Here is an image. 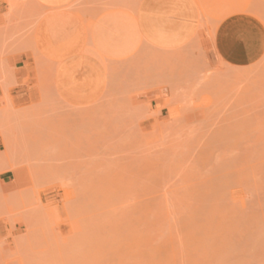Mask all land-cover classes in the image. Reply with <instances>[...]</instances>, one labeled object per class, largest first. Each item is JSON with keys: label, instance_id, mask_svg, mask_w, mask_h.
Segmentation results:
<instances>
[{"label": "rangeland", "instance_id": "374dc122", "mask_svg": "<svg viewBox=\"0 0 264 264\" xmlns=\"http://www.w3.org/2000/svg\"><path fill=\"white\" fill-rule=\"evenodd\" d=\"M140 1L0 4V264H264V58L234 69L135 33L58 62L76 39L51 28L134 21ZM195 2L207 34L264 24V0Z\"/></svg>", "mask_w": 264, "mask_h": 264}, {"label": "crops", "instance_id": "0c3cea01", "mask_svg": "<svg viewBox=\"0 0 264 264\" xmlns=\"http://www.w3.org/2000/svg\"><path fill=\"white\" fill-rule=\"evenodd\" d=\"M71 1L32 0L34 6L44 10L64 8ZM2 2L3 0H0V4ZM108 17L123 18L108 13L96 23L91 33L81 22L62 32H55L51 28V37L58 43L65 44L69 39H76L75 44L60 53L58 62L66 64L70 60L83 57L88 50L100 54L95 45H101L107 33L116 31V25L106 23ZM126 22L130 27V39L133 37L134 40L136 33L146 45L156 51L169 52L199 43L205 56L212 60L215 57L234 69L250 68L264 58V24L249 13L231 14L215 24L211 34H207L200 31V13L195 0H141L134 21ZM46 23L50 24L48 19L42 16L34 33V43L45 59L57 63V59L46 55L41 44L37 42L36 34ZM111 40L118 41L115 37ZM4 164L5 158L0 148V176L4 171ZM0 182L4 184L6 180L0 179Z\"/></svg>", "mask_w": 264, "mask_h": 264}, {"label": "bare ground", "instance_id": "6f19581e", "mask_svg": "<svg viewBox=\"0 0 264 264\" xmlns=\"http://www.w3.org/2000/svg\"><path fill=\"white\" fill-rule=\"evenodd\" d=\"M108 22L116 25V31L104 35V41L101 42V45L99 44L100 46L96 45V48L101 53H103L104 49H107L114 55H123L132 47V42H130V27L124 19H111V21H106V23ZM113 34L117 35L115 38L118 40L117 42L111 40L114 39ZM116 43H118L117 46L115 45Z\"/></svg>", "mask_w": 264, "mask_h": 264}]
</instances>
